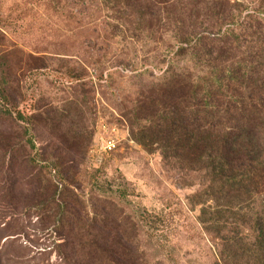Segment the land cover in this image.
I'll return each instance as SVG.
<instances>
[{
	"label": "trees",
	"instance_id": "16d2710c",
	"mask_svg": "<svg viewBox=\"0 0 264 264\" xmlns=\"http://www.w3.org/2000/svg\"><path fill=\"white\" fill-rule=\"evenodd\" d=\"M100 1L119 20L112 37L163 48L161 77L127 113L136 141L204 179L213 203L199 221L219 249L216 264H264V21L229 0ZM82 73L69 72L64 85L83 84ZM3 100L0 264H14L3 232L32 214L52 227L57 264H155L139 226L150 234L158 217L133 208L129 183L95 181L82 194L62 154L38 147L24 113Z\"/></svg>",
	"mask_w": 264,
	"mask_h": 264
},
{
	"label": "rangeland",
	"instance_id": "374dc122",
	"mask_svg": "<svg viewBox=\"0 0 264 264\" xmlns=\"http://www.w3.org/2000/svg\"><path fill=\"white\" fill-rule=\"evenodd\" d=\"M228 2L237 14L264 21V0ZM118 21L100 0H0V101L6 97L24 113L38 147L48 143L62 154L82 194L95 181L129 183L133 208L158 217L150 234L139 226L152 263L216 264L219 249L199 221L203 206L213 203L204 179L165 164L156 146L136 141L128 121L143 91L161 77V43L112 37ZM82 67L84 83L64 85ZM22 221L3 232L14 264H57L52 227L36 214Z\"/></svg>",
	"mask_w": 264,
	"mask_h": 264
}]
</instances>
